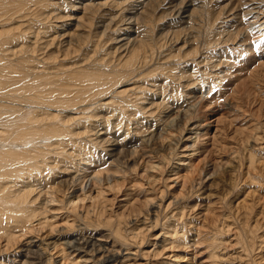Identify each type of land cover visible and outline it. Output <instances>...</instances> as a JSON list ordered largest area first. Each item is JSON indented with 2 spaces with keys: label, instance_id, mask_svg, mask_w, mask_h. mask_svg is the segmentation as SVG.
I'll list each match as a JSON object with an SVG mask.
<instances>
[{
  "label": "rangeland",
  "instance_id": "rangeland-1",
  "mask_svg": "<svg viewBox=\"0 0 264 264\" xmlns=\"http://www.w3.org/2000/svg\"><path fill=\"white\" fill-rule=\"evenodd\" d=\"M40 1L43 3L39 6V0H0V34L19 28V31L23 29L24 36L28 34V41L14 42L7 52L14 60L13 68L21 72L24 69L19 68V64L24 63L25 59L21 58L25 55L31 65L37 64L33 57L38 56L41 61L48 59V63L58 58L63 99L89 100L93 97L99 83L93 76L72 81L65 79V74L93 66L99 71L105 66H120L128 53L125 51L128 28L134 34L132 40H144L150 53L156 55L148 67L130 77L124 76L117 89L106 96L95 94V99L99 100L90 101L91 105L102 108L94 112L95 121L86 123L91 129L84 136L83 133L80 140L89 144L91 139L101 142V138L106 140L108 135L119 140L126 138L123 140L125 149L122 148L126 154H121L120 161L117 162L118 157L108 156L113 148L104 143L76 146L77 153L70 147L66 149L77 156L80 166L86 167L77 172L67 160L70 162L67 164L68 178L77 180L79 177L87 182L102 173L101 179L106 178L104 199L96 198L99 186L90 182L85 192L86 196L92 195L93 200L81 204L78 214L58 203H50L46 213L41 214V210V216L37 211L34 220L26 223L28 228L23 230L20 224V228L10 230L22 240L18 246L7 251L5 238L0 239V264H51L50 260H55V264H70L62 261L58 252L61 242L77 232L105 239L116 249H124L129 257L122 260V264H264V6L258 10L260 20L253 25L240 16V21L234 22L237 16L234 15L240 9L238 0H195L204 9H192L183 18L170 14L171 3L177 5L178 0L164 1V7H157L143 18L139 17L143 11L139 5L143 0H95L98 7L94 9L99 10L98 13L91 10L92 0H83L78 10L73 5L78 6L80 0ZM47 1L51 6L45 13L41 12L39 9L46 7ZM5 35L0 38V44L11 36ZM38 37L42 40L39 45ZM22 42L28 43L26 52H22ZM8 79L12 84L14 80ZM82 89L86 93L81 94ZM119 92H127L132 101L122 98ZM85 103L78 101L76 105ZM25 107L29 106L25 104ZM136 107L141 108L140 111ZM179 107L181 124L166 126L167 114L180 111ZM100 112L105 117L100 118ZM72 114L75 118L80 111L74 109ZM199 125L205 128L201 126L200 137L194 145L196 136L193 133ZM142 127H152L149 132L159 129L163 137L149 142L151 133L147 134L148 130L146 136L138 132ZM76 129L85 130L83 125ZM256 133L258 137L253 140L252 135ZM98 136L100 140H96ZM91 153L93 157H89ZM84 158H99L101 162L87 165ZM228 160H234L232 168L206 179L203 185L192 188L194 192L189 189L191 185L184 182L182 176L190 172L189 167L195 168L199 163L211 169L210 166ZM182 163L185 166L179 167ZM152 166L159 168L155 171L150 169ZM176 169L179 176L173 173ZM60 176H53L45 186L55 187ZM108 177L122 190L113 191L111 183H107ZM79 185L77 181L75 189L68 186L69 197L83 198L84 192ZM40 186L44 187L41 183ZM61 194L63 192L57 190L59 199L63 198ZM149 198H154L160 206L151 213H147L148 201L153 200ZM177 199L180 208L170 206ZM45 200L39 203L45 204ZM101 203L105 207L103 218L93 210L96 206L99 209ZM49 226L57 227L59 233H52ZM31 238L33 243L29 246L26 243ZM27 249L35 252L32 255Z\"/></svg>",
  "mask_w": 264,
  "mask_h": 264
},
{
  "label": "bare ground",
  "instance_id": "bare-ground-1",
  "mask_svg": "<svg viewBox=\"0 0 264 264\" xmlns=\"http://www.w3.org/2000/svg\"><path fill=\"white\" fill-rule=\"evenodd\" d=\"M97 1H99V0H97ZM164 1L166 2L167 0H143V1H141L140 2L141 4L139 6L142 7L143 11H142V13H140L139 17L142 16V18H143V17L149 15L151 12H153V10L155 11L157 9V7L160 8V6H163L165 4ZM178 1H179V3L177 5H174L171 3V6L173 5V7L169 8L171 10L170 14H173V16H176L178 14L180 17L183 18V15L187 14L192 9H199V8H200V10L204 9V7L202 5L198 4L199 1L198 2L195 0H191L190 2L188 0H178ZM232 1H234V0H232ZM50 2H51V0H50ZM50 2L47 1L45 4L46 7L41 6V9H39V10L41 12L45 13L46 8H49V6H51ZM80 2L81 3H79L78 6L73 5V8L75 7L77 10L80 9L81 4L83 5L85 1L80 0ZM91 2L93 3V6H91L92 12L98 13L99 10L94 9V7H98V4H96L97 2L95 0H92ZM262 2H263V0H262ZM39 3H40L39 4V6H40L41 3H43V2H41L39 0ZM238 3H239V6H237V7H239L240 9H238V12L235 11L236 14L234 16L237 15L238 17L237 16L235 17L234 20H236V21H234V22H236V23L239 22L240 20L238 18L240 16V19L243 20L245 18L246 19L245 21H247V20L251 21L250 22L251 24L255 23V25H256L257 21L260 20V16H261V14L258 10L263 9L262 7L264 6V2L262 4L261 2H259L257 0H238ZM36 5H38V3H36ZM102 5H105V4H102ZM149 7H151V8L149 9ZM135 8H136V6H135ZM86 9H88V7ZM42 10H44V11H42ZM71 10H72V8H71ZM170 10H167V11H170ZM255 11H257V12H255ZM135 12H137V11H135ZM197 12H198V10H197ZM44 13H42V15ZM254 14H257L258 16H255ZM72 16H74V15H72ZM132 24H134V22H132L131 25ZM241 25H243V23ZM241 25H239V26H241ZM45 28H43V29H45ZM19 30H20V28L14 29L12 31L10 30L8 32H3V33L1 32V34H0V38L1 37L5 38L6 37L5 34H8L9 36L11 34L9 39L6 38V40H3L4 42H2V44H0V59H1V63H0V239L5 238L4 241L6 240L7 243L5 244L4 247H6L7 251L10 250L11 248L15 247V246H18L22 242V240L19 241L18 237L15 236L16 234L11 232L10 230H12L13 228L14 229L20 228L19 227L20 224H21L20 226L22 227L23 230L28 228L29 225L26 226V223L29 222L30 219L34 220V217H36L37 211L39 213V216H41V214L46 213L45 210L47 211V208L50 205L58 203V205L62 204L64 206L68 207V209L71 210L74 214H76V213L78 214V211L81 208V204L84 203L83 205H85V203H87V202H85L86 200L87 201L90 200V202L93 200V197H91L92 195L90 197L86 196L87 192H85V191H86V187H87L86 185L88 183L91 182V184H93L95 186H99V188H98L99 197L97 196L96 198H99V201L101 199H104L105 191L103 189H104V184L106 183L105 182L106 178L104 180L101 179L102 173H98L97 175H94V177H92L91 181H87V182L83 178L81 179L79 177L77 178V180L72 179V178H68V172L67 171H69V170L67 169V166L69 165L70 162L67 163V160H70L71 163H73L75 170L77 169V172H81L86 167L80 166L81 164L76 162L77 156H73L75 152L77 153L76 150L78 148L76 146L86 147L88 145L90 147V145L93 146V145H95V143L96 144L97 143L98 144L104 143L105 145L107 144V146L109 145L110 148L112 147L113 150L111 149L108 156L113 157V158L118 157L117 162L120 161L123 153L126 154V152H124L125 144L123 143L124 142L123 140H125L126 138L123 140H119V138L109 137V135H108V139L105 138L106 140H103L104 137L101 138V136L100 137L98 136L97 137L98 139L96 138V140H100L99 138H101L102 139L101 142H96L95 140L91 139V142L89 143L90 145L88 143L87 144L84 143L82 141V139L80 140V136L83 133H84L83 136L85 135V133H89V130L91 129L90 128L91 126L90 125L87 126L86 123H89V124L92 123V119H93V121H95L94 117L96 115L94 112H96V110H98L99 108H102L100 105L99 106L91 105L92 103H90V101L92 99H95V97H94L95 94L98 96H106L107 93L109 94L111 91L117 89L119 87V85H121V83H122L121 79L124 76L130 77V76L136 74L139 71V69L142 70L143 67L144 68L148 67L149 63L154 60L153 59L154 54L156 55V53H152V54L150 53V50L148 49L144 40L139 41V40H136L135 38L132 40L134 34L131 33L130 28H128L126 31V33H127V39L126 40L128 41V43H127V46L125 47V51L128 53H127L126 59H124L122 62L119 63L120 66H116V67L105 66L103 68V70H101V71H99L98 68H95L96 66H93V67H90V69L88 68L87 70H85V69L73 70L72 72L65 74L66 75L65 79L68 78L72 81H74V80L78 81V80H81L83 78H88L89 76H93L96 81H99V83L95 87V90H94L95 94H93V97H91L89 100H87V99L79 100L76 98H74V99H63V97H62V81H61V66H60V64L57 63L58 58H56V61H51L52 63H48L50 61L48 59L41 61L40 59H38V56L33 57L34 60L37 61V64L31 65L30 62L28 61V55L27 56L25 55V57L23 56L21 58V59H25L24 63L19 64V68H21L22 70L24 69L26 71V73H24L25 72L24 70H23V72H21V70L13 68L14 60L13 59L11 60L12 55L7 54V52L11 51V47H12V44H14V42H18L19 40L20 41H28V39H29L28 34L27 35L25 34V36L22 34L23 29H21V31H19ZM56 30H58V29H56ZM44 34H46V33H44ZM39 35H41V34L39 33L38 36ZM38 39L39 40H37V44L39 45V42H41L42 40L40 39V37H38ZM58 41H59V39H58ZM22 43H24V42H22ZM7 45H11V46L8 47ZM47 46H48V44H47ZM183 47H185V46H183ZM27 49L29 50L28 43H24L23 48H22V52H26L25 50H27ZM144 49H147V52L143 53ZM164 50L166 51V47L164 48ZM193 53L194 52H192V54ZM12 54H14V53L12 52ZM192 54H190V56ZM50 66H52V68H50ZM51 69L55 70L54 73H51L53 71V70L51 71ZM56 70L58 73H55ZM62 73H65V72H62ZM23 74H26V75L23 76ZM157 75H158V73H157ZM146 76L148 77V75H146ZM146 76H145V78H146ZM10 77L13 80H14L13 77H15V78L18 77L17 83L16 84L13 83L14 81L16 82L17 79H15L12 82L13 85L11 84V82L8 83V80H9L8 78H10ZM147 79H149V78H147ZM80 92H81V94L86 93V90L82 89ZM196 92H197V90H196ZM152 93H154V92H152ZM198 94H199V92H198ZM119 95H121L122 98L126 97L127 101L131 100V98L129 97L130 95L127 92H119ZM114 98H117V97H114ZM96 99H98V98H96ZM100 99H101V97H100ZM122 100L125 101L124 99H122ZM78 101L80 102V104L83 102H86V103L83 106H77L76 104L78 103ZM166 102H167V100H166ZM141 103H140V106H141ZM25 104L28 105L29 107H25ZM104 104H106V103H104ZM107 104H108V102H107ZM110 104L111 103H109L108 105H110ZM108 105H107V107H108ZM19 106H22L23 108L20 109ZM92 106H94V107H92ZM162 106H159V107H162ZM104 107H106V106L104 105ZM116 107H117V105H116ZM125 108H127V106ZM125 108H124V110L123 109L122 110L125 111ZM74 109L76 111L77 110L80 111L79 116H76L75 118L72 114ZM136 109H138L140 111L141 108L139 109L136 107ZM142 110H143V108H142ZM174 111L175 110L171 111L173 113L169 112V114H167V119H165L167 122L166 126H170V125H173L176 123H177V125L181 124L179 121L180 120V114L182 111L181 108H180V111H176V112H174ZM141 113H143V112H141ZM64 114H66V116ZM76 114H78V113H76ZM100 115H101V112L99 113V116ZM103 117H105V116H102L100 118H103ZM96 120H98V119H96ZM99 121H98V123H99ZM102 121H103V119H102ZM101 124H103V122H101ZM80 125H83L85 130L78 131L76 129V127L77 126L80 127ZM201 126L202 125H199L198 127H196L194 129L193 134L196 136L195 137L196 141L194 142V145L196 144L197 140L200 137V136H198V133L201 130L200 129ZM74 127H75V129H74ZM151 128L152 127H148V128L142 127V128L138 129V132L140 131L141 133H144L146 136V131L148 130L147 134L151 133L150 136L148 135L150 137L149 142H156V140L158 138L163 137V135H162L163 131L159 132L160 131L159 129H157V130L154 129L155 130V131H153L154 133L149 132V130H151ZM203 128H205V127H203ZM104 129H106V128L104 127ZM94 130H95V128H94ZM107 133H109V132H107ZM257 133L252 135V137H254L253 140H255V138L258 137ZM95 137H96V135H95ZM136 143H137V141H136ZM133 144H135V142H133L132 145ZM107 146H105V147H107ZM69 147L72 149V152H74V153H72V152L69 153L70 151L66 150ZM122 148H124V149H122ZM86 149H88V148H86ZM238 153L239 152H237L236 156L239 155ZM81 154H83V153H81ZM88 155H90V154L88 153ZM79 156H80V154H79ZM81 156L84 157L85 154H83ZM191 156H193V155H191ZM191 156H188V159L192 158ZM236 156L234 157V159L237 158ZM89 157H93V154L91 153V156H89ZM89 157H86V158L89 159ZM97 157L98 156H96V158ZM86 158H84L83 160L85 161V163L87 165L88 164L92 165V163H94V162H96V163L101 162V160H99V158H98V160H92L93 158L90 160H85ZM250 158L253 161L254 157L252 155ZM233 161L234 160H231V161L228 160L227 162H224V163L221 162L220 165H212V166H210L211 169H208L207 165H203V164L200 165L198 163L197 167L195 166V168H193L192 166L189 167L190 172L188 174L186 173L187 175L184 174V176H182V177L184 178V182L185 183L187 182V185L188 184L191 185L189 189L192 190V188L195 189V187L198 188V186L203 185L204 181L206 179L213 178V177L217 176L219 173L222 172V170H227L229 168H232L231 166H232ZM115 162H116V160H115ZM189 164H187V165L189 166ZM79 166L81 168H79ZM182 166H185V165L182 163V164H180L179 167H182ZM157 168H159V166L158 167H155V166L150 167V169H152V170L154 169L155 171L158 170ZM144 170H145V168H144ZM102 172H104V171H102ZM118 173H121V172H118ZM145 173H147V170H145ZM173 173H175V176H179V172L177 169L173 170ZM60 175H62V176H60ZM106 175H109V174L107 173ZM53 176H58V178L60 176V181H58L56 183V186L53 188L51 187L52 184H51V186L48 185L49 187L45 186L47 181L50 182V180H51V178H53ZM149 179H151L152 183H154L153 182L154 180H152L153 177H150ZM168 179H169V177H168ZM177 179H180V177ZM165 180H166V182L168 181L167 179H165ZM77 181H80L79 186L81 187V191L84 192L83 198H81L79 196L75 197L73 195L72 196L70 195L71 197H69V194H68L69 187H70V189H73L75 184L77 183ZM113 181L114 180L111 179L110 177L107 178V183H109V184L111 183V187H112L113 191L115 189L122 190L120 188V186H117V184H115V182H113ZM40 183L44 187H41ZM39 189H41V190L39 193H37ZM183 189L186 190L185 187ZM45 190H46V192H45ZM57 190L63 192V194H61L63 196L62 199H59L57 197ZM58 194H60V192ZM42 199H46L45 204L39 203V201ZM48 199H50V200H48ZM149 199H153V200L148 201L147 213H151V212H153V210H156V209H158V207H160L157 205L158 202L154 198H149ZM46 201L48 203H46ZM103 202H105V201H103ZM178 204H179V201L177 199V200H175V202H171L170 206L179 207ZM102 205H103V203H101L99 205V209H97V206L95 207V209L93 208L94 211L98 212L97 214H100V215H97V216H100L99 218H103V213H105V207H102ZM41 210H42V213H41ZM182 210H181V212H182ZM86 214L89 215L90 212L88 211ZM83 216H85V215H83ZM39 227H41V226H39ZM45 228H46V226H45ZM45 228H43V230ZM49 228H50L52 233H59V230L56 229L57 227L49 226ZM118 230L119 229L116 230L118 232L117 234H119ZM40 231L41 230H39V232ZM33 232L34 231H32L30 233L32 234ZM20 233H22V232H20ZM77 233L69 234V236L66 237L64 239V241H62L60 244L61 250H59L58 254L62 255V261L64 260V262H69L70 264H106V263L122 264L123 263L122 260L129 257V255L124 254V251H125L124 249H116V247L114 245H111L105 239H96V237H90V236L88 237V236H85L82 234H77ZM23 237H25V235H23ZM119 237H121V236L119 235ZM32 243H33V241L31 238V239L27 240L26 244H29V246H30ZM24 246H26V245H24ZM57 249L58 248H56V250ZM27 251H29L30 254H32V255L35 252V251L33 252L29 249H27ZM74 255H77L76 258H73ZM54 262H55V260L54 261L50 260L51 264H55Z\"/></svg>",
  "mask_w": 264,
  "mask_h": 264
}]
</instances>
